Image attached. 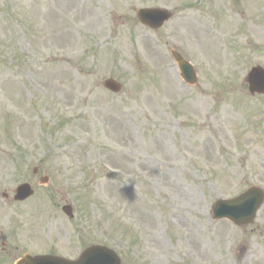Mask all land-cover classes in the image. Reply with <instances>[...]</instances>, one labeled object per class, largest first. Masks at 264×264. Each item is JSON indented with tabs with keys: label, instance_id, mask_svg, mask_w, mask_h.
<instances>
[{
	"label": "rangeland",
	"instance_id": "obj_1",
	"mask_svg": "<svg viewBox=\"0 0 264 264\" xmlns=\"http://www.w3.org/2000/svg\"><path fill=\"white\" fill-rule=\"evenodd\" d=\"M142 8L174 18L154 31ZM256 67L264 0H0V264L92 246L122 264H264V203L245 227L212 214L264 191Z\"/></svg>",
	"mask_w": 264,
	"mask_h": 264
},
{
	"label": "water",
	"instance_id": "obj_2",
	"mask_svg": "<svg viewBox=\"0 0 264 264\" xmlns=\"http://www.w3.org/2000/svg\"><path fill=\"white\" fill-rule=\"evenodd\" d=\"M141 22L153 29H159L172 15L168 11L141 9L138 12ZM184 79L190 83L197 82L193 67L174 54ZM250 92L264 94V69L254 68L249 76ZM106 89L119 93L122 86L113 79L105 81ZM34 191L28 184L21 185L16 191V201H25L33 196ZM264 201V192L258 188H251L248 192L235 200H220L214 206L215 219H229L238 226L248 225L255 219L259 208ZM68 216L73 217L72 208L66 206L63 210ZM17 264H121L120 258L111 250L104 247H92L85 251L76 262L67 261L56 257L24 256Z\"/></svg>",
	"mask_w": 264,
	"mask_h": 264
},
{
	"label": "bare ground",
	"instance_id": "obj_3",
	"mask_svg": "<svg viewBox=\"0 0 264 264\" xmlns=\"http://www.w3.org/2000/svg\"><path fill=\"white\" fill-rule=\"evenodd\" d=\"M37 88H38V86H37ZM184 221L187 222L186 219H184ZM154 239H155L156 241H158V240H159V235H158V234H155V235H154ZM246 249H247V248H246ZM245 253H247L246 250H244L243 252H241V253H240V257H241V255L243 256Z\"/></svg>",
	"mask_w": 264,
	"mask_h": 264
}]
</instances>
